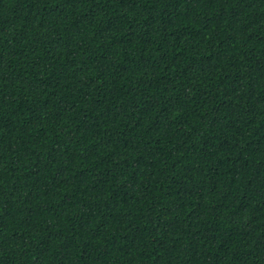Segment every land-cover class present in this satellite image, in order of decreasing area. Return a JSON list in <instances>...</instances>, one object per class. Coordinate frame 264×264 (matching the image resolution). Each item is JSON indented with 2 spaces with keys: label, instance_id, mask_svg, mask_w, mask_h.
Segmentation results:
<instances>
[{
  "label": "trees",
  "instance_id": "trees-1",
  "mask_svg": "<svg viewBox=\"0 0 264 264\" xmlns=\"http://www.w3.org/2000/svg\"><path fill=\"white\" fill-rule=\"evenodd\" d=\"M0 264H264V0H0Z\"/></svg>",
  "mask_w": 264,
  "mask_h": 264
}]
</instances>
